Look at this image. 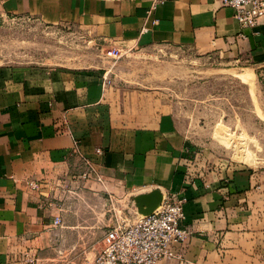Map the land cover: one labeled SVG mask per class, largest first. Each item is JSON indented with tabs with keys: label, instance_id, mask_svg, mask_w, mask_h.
<instances>
[{
	"label": "crops",
	"instance_id": "obj_1",
	"mask_svg": "<svg viewBox=\"0 0 264 264\" xmlns=\"http://www.w3.org/2000/svg\"><path fill=\"white\" fill-rule=\"evenodd\" d=\"M150 1L0 0V17L73 27L109 48L168 47L200 62L264 67V16L242 27L219 0H167L148 14ZM91 68L0 66V264L37 255L49 231L64 227L67 198L86 193L93 213L109 192L135 219L134 198L154 190L161 202L185 197L180 224L190 233L175 247L184 262L157 264H264V170L199 158L155 93L107 87ZM73 139L103 184L76 175Z\"/></svg>",
	"mask_w": 264,
	"mask_h": 264
},
{
	"label": "rangeland",
	"instance_id": "obj_2",
	"mask_svg": "<svg viewBox=\"0 0 264 264\" xmlns=\"http://www.w3.org/2000/svg\"><path fill=\"white\" fill-rule=\"evenodd\" d=\"M117 48L122 55L112 58L106 55L111 48L73 27L47 25L29 16L0 17V66L101 70L107 87L155 93L159 109L175 116L179 128L195 143L199 158L264 170V67L200 62L168 47ZM76 162V175L84 180ZM84 194L67 198L64 227L49 231L35 264H93L115 213L131 219L126 201L96 202L92 213ZM104 211V219L93 220V215Z\"/></svg>",
	"mask_w": 264,
	"mask_h": 264
},
{
	"label": "built area",
	"instance_id": "obj_3",
	"mask_svg": "<svg viewBox=\"0 0 264 264\" xmlns=\"http://www.w3.org/2000/svg\"><path fill=\"white\" fill-rule=\"evenodd\" d=\"M167 0H151L147 13L164 4ZM222 5L233 9V16L242 27L254 26L264 16V0H219ZM120 49L112 47L106 55L118 58L122 55ZM105 82V75L103 77ZM96 153L102 150L97 148ZM71 154L80 164V176L85 181H95L103 184V177L95 161L81 150V141L73 139ZM34 189L37 183L30 182ZM109 203L112 197L109 192ZM184 196L172 194L164 199L148 214H139L130 219L115 213L114 222L107 227L102 235V248L98 251L93 264H157L161 259H176L184 262L182 254L175 247H183L189 236V231L181 226L184 217ZM60 219L55 217L54 224ZM24 264H35L36 256L29 251L23 253Z\"/></svg>",
	"mask_w": 264,
	"mask_h": 264
},
{
	"label": "water",
	"instance_id": "obj_4",
	"mask_svg": "<svg viewBox=\"0 0 264 264\" xmlns=\"http://www.w3.org/2000/svg\"><path fill=\"white\" fill-rule=\"evenodd\" d=\"M137 210L141 214H148L161 203V194L154 190L148 194H141L134 198Z\"/></svg>",
	"mask_w": 264,
	"mask_h": 264
}]
</instances>
